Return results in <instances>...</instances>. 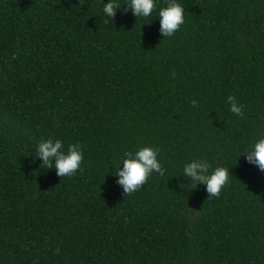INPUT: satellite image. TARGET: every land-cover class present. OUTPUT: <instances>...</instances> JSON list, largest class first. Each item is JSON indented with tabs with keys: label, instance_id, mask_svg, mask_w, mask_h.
I'll list each match as a JSON object with an SVG mask.
<instances>
[{
	"label": "trees",
	"instance_id": "trees-1",
	"mask_svg": "<svg viewBox=\"0 0 264 264\" xmlns=\"http://www.w3.org/2000/svg\"><path fill=\"white\" fill-rule=\"evenodd\" d=\"M108 2L0 0V264H264L244 155L264 137V0H176L171 37L168 0L138 18L115 0L114 19ZM48 139L82 146L75 175L41 167ZM146 146L165 174L127 196L116 171ZM197 159L229 170L219 197L183 175Z\"/></svg>",
	"mask_w": 264,
	"mask_h": 264
},
{
	"label": "clouds",
	"instance_id": "clouds-1",
	"mask_svg": "<svg viewBox=\"0 0 264 264\" xmlns=\"http://www.w3.org/2000/svg\"><path fill=\"white\" fill-rule=\"evenodd\" d=\"M83 3V0H81ZM155 8V0H129L127 12L131 10L134 16L149 17ZM120 5L115 0L105 3L103 12L107 17L114 19ZM184 8L176 0H168L167 6L159 10L158 18L160 21V33L164 37H171L177 32L184 23ZM107 23V21H105ZM228 103L230 111L235 115L243 117V105L236 101L235 96H229ZM193 106L197 102L192 101ZM38 158L42 160V166L51 169L55 167L57 175L60 177H71L80 169L83 161L82 146L79 144H70L67 150H64V144L60 140L52 139L41 140L37 145ZM159 149L153 147H142L135 153L125 152L121 158V166L116 171L119 177L117 183L122 185L127 196L141 189L147 182L149 176L153 173L165 174L158 160ZM246 160L250 164L258 166L261 172H264V137L260 138L250 149L244 153ZM53 162H55L53 164ZM211 165L207 161L193 160L186 163L183 168V175L190 178L196 184L206 185V191L209 197H219L221 189L229 181V170L225 167H216L211 173Z\"/></svg>",
	"mask_w": 264,
	"mask_h": 264
}]
</instances>
